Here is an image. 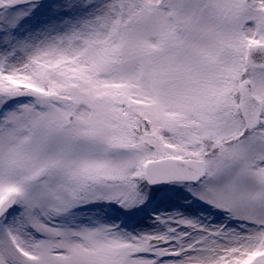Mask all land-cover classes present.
<instances>
[{
    "label": "snow or ice",
    "instance_id": "6c2138e0",
    "mask_svg": "<svg viewBox=\"0 0 264 264\" xmlns=\"http://www.w3.org/2000/svg\"><path fill=\"white\" fill-rule=\"evenodd\" d=\"M0 264H264V0H0Z\"/></svg>",
    "mask_w": 264,
    "mask_h": 264
}]
</instances>
